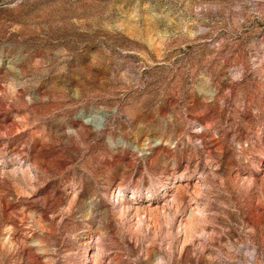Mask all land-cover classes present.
Listing matches in <instances>:
<instances>
[{
    "label": "rangeland",
    "instance_id": "obj_1",
    "mask_svg": "<svg viewBox=\"0 0 264 264\" xmlns=\"http://www.w3.org/2000/svg\"><path fill=\"white\" fill-rule=\"evenodd\" d=\"M0 264H264V0H0Z\"/></svg>",
    "mask_w": 264,
    "mask_h": 264
}]
</instances>
